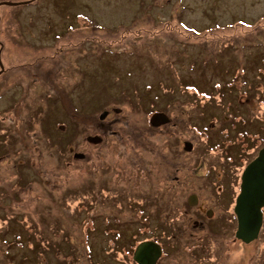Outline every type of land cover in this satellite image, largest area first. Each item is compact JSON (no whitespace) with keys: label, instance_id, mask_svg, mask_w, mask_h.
Returning a JSON list of instances; mask_svg holds the SVG:
<instances>
[{"label":"rangeland","instance_id":"obj_1","mask_svg":"<svg viewBox=\"0 0 264 264\" xmlns=\"http://www.w3.org/2000/svg\"><path fill=\"white\" fill-rule=\"evenodd\" d=\"M0 53L6 69L0 83L7 76L12 86L21 83L22 69L54 70L50 77L32 76L25 86L30 87L35 129L47 142L42 184L53 192L38 196V184H32L30 201L21 207L29 218L11 219L23 229L28 221L30 229L6 235L10 244L0 243V264H133L132 211L171 210L176 216L192 207L187 202L193 193L203 205L212 195L219 205L234 196L231 179L235 182L238 170L234 166L231 179L225 175L216 185L228 164H217L214 155L217 142L225 139L219 131L235 122L240 110L247 114L243 105L250 116L264 112L256 95L264 91V0L0 4ZM105 110L112 111L105 122L116 121L103 128L118 132L99 144L89 143L86 135L98 133L89 122L102 124ZM156 111L168 113L170 122L151 126ZM259 122L255 118L248 125L259 129ZM76 136L74 156L70 144ZM185 141L193 143V150H184ZM34 159L38 164L37 154ZM108 181L113 194L123 195V208L99 193ZM79 190L86 194L72 195ZM92 195L97 204L90 201ZM192 208L196 214L199 206ZM94 211L96 218L87 224ZM110 212H117L121 223L107 219ZM193 220L190 227L197 237L206 232L202 247L220 244L213 258L201 254L203 264H264V227L258 239L244 243L235 240L236 222L225 216L207 222L211 232L196 230ZM129 225L127 236L118 241L114 233ZM64 231L75 246L67 244ZM185 245L169 246L167 264L179 257L183 259L176 264L200 263ZM123 246L124 258L111 252Z\"/></svg>","mask_w":264,"mask_h":264},{"label":"flooded vegetation","instance_id":"obj_2","mask_svg":"<svg viewBox=\"0 0 264 264\" xmlns=\"http://www.w3.org/2000/svg\"><path fill=\"white\" fill-rule=\"evenodd\" d=\"M34 1L35 0H16L14 1V3H18L15 5H21V4L28 5V4H32ZM2 2L3 0L0 1V3ZM5 71L6 69H0V78L1 75L5 73ZM20 71L23 75L21 83L12 86L13 83L8 81L9 76H7L0 83V221L3 222V219L6 220L5 224L3 223L1 224L0 222L1 224L0 228L2 229V231H0L1 246L3 245L4 242L6 243L9 242V238H7L6 235L11 231L20 232L22 230V232L27 233V230L30 229V225L28 221L24 223L23 225L24 229H23L21 225H17L19 224V222L15 224L14 222L11 221V219L15 221L17 219L20 220V218H26V217L27 219L29 218V216H26L27 212H25L24 209H21V207L22 206L24 207L25 204L30 201L32 184L33 183L38 184V196L42 194L44 195L46 193V190L53 192V190L46 188L42 184V178L44 177V172H45V167H43L44 162H42V156L44 152L42 150L47 144V142H46V138H44V136L41 135V131L35 129V122L30 116V96H29L30 87H27L25 89V86L29 85V80L31 79L32 76L35 77L38 74H42L44 77L47 76L50 77L51 74L54 72V70L53 69H49V70L22 69ZM20 87L23 89L22 92H18V88ZM256 95H257V99L264 102L263 90L259 89L258 92H256ZM248 100L250 99H246V101ZM243 106L246 108L247 114H245L244 110H240L238 112V115L235 116L237 120H235V122H231L229 126H224L223 130L219 131V134H221L225 139L222 140L221 142L219 141L217 142L216 145L218 151L214 155V158H216L217 160V164H218V160L221 161L222 164L223 163L228 164L227 170H224L222 168V174H220V178L214 181L216 185L220 184L224 180L225 175L230 178V171L234 173V170L236 168L238 170V173H236V177L234 178L235 182H233V179L230 178L232 180L231 185L233 187L235 185L236 187L235 189L236 192L234 196H232V198L229 200V203H227V200H224V202L221 201L219 205L218 200L217 199L214 200L212 195L211 196L212 198L208 200L205 203V205H203V200H201L200 197L197 195V200L194 205H191L189 200L187 202V205H191L192 207L199 206V208L196 211V214L194 213L192 214L190 212L191 210H194L192 207H189L188 209L186 208L183 211H178L177 214L180 215H176V216L171 215L173 212L171 210L164 212H162L161 210L158 211V209L150 212L146 210L132 211L135 217L134 221H131V224L132 223L135 224V232L132 231L130 232L131 236L134 234L133 236L135 237L134 242H132L130 245L132 248H134L132 251V258L134 255V250L139 243L143 241H152L156 244H159L161 247V255L159 256L156 264H167L168 263L167 257L169 255V251H168L169 246L172 247L176 245V243H178L179 241H182V242H186L185 247H188L189 250L190 248H192L193 252L195 251L194 254L196 253L198 254L196 258L195 257L192 258H195V260L199 258L200 260L199 264H203L201 254L205 255L206 258L207 257L213 258V256H216L217 253L216 248L219 247L220 245V244L218 245L217 243V246L215 248L210 247L211 249L208 250L206 247H202V245L200 244L201 243L200 240L203 238L201 236L206 235V232L203 231L205 230H209L210 232L212 231V228L206 226L207 222L216 216L217 217L225 216L228 219H231V223L232 221L233 223L236 222L234 238L235 240H240L244 242L243 240L236 237V232L238 229V217L235 211V206L237 203V198L241 192L242 174L246 166L250 162H252L259 155L260 150L264 148V112H262L261 115L255 113V115L250 116L249 108L246 106V104ZM37 110L39 109L34 110V112H36ZM112 110L115 111V108H112ZM111 113H112L111 110H105L104 113L101 114L100 116L101 119L100 121H102V124H97L98 126H96L95 124L90 125L89 122L88 125L89 127L98 130V133L86 135L85 139L89 143L99 144L102 141H105V139H108V137H111L118 132V130H110L109 128H103L105 126L107 127L111 126L116 121V120L115 121L112 120L107 123L105 122L106 121L105 118L109 116ZM255 118H258V120H260L259 129L250 128L248 125L250 124V122L253 123ZM90 120L91 118L88 119V121ZM136 134H137L136 140L138 141V127L136 129ZM89 135H98L100 137L99 142L94 143L93 141H90L87 138ZM77 138H78L77 136L73 137L70 144V148L74 156L78 154ZM53 143L56 144L57 141H54ZM59 150H60L59 153H61L62 149L60 146H59ZM35 154L39 156L38 164H36L34 159ZM234 166L236 168H234ZM30 171L33 172V177L31 176L32 173H30ZM45 182L46 180L43 179V183ZM111 182L112 181L104 182L105 185L100 186L99 193L103 194V196L106 198L111 196L112 199H114L115 201L118 200L114 203L115 204L119 203L120 206L122 205L123 208V203H122L124 202L123 195L120 192L113 194L111 188L106 186L107 183L110 184ZM84 194L86 193L83 190H79L77 194L73 193L72 195H74L77 198L80 195H84ZM91 194H96V193H94L93 191L91 192ZM136 198H138V193ZM90 201H92L93 203L95 202V204H97L96 197L94 195L90 197ZM20 202H22V205L19 204ZM115 209L120 210V208L119 209L115 208ZM117 212L108 213L107 219H110L111 217H115V219L121 223V216ZM262 212H263L262 225L258 237L256 239L259 238L260 233L264 227V206L262 207ZM94 214L96 215L95 211L91 212V216L87 224H89L92 220H94V218H96ZM142 217L145 218L143 220H140V218ZM191 217L194 218L193 227L196 230H200L201 232H203L201 235H198V237L196 233L191 231L192 229L190 227ZM125 223H129V222L125 221ZM106 225H108L107 222ZM128 228H130V225L127 228H125V230L117 231L114 233V236L116 237V239H118V241H121L124 238V236H127V233L125 232ZM41 229L43 232L46 233L44 227L41 226ZM64 232L65 234L63 235L64 238L67 240L66 242H68L67 244L71 245L72 247L75 246L74 244L75 242L74 241L72 242L71 238H69L71 235L66 234L68 233L67 231ZM144 233L146 235L143 236L142 238H139ZM87 235L88 232H86V237ZM194 238L199 239V241L196 242ZM63 242L64 241H59L60 244H63ZM189 242L194 245L191 246ZM110 244L111 241L109 240L108 245ZM112 244L114 245V242H112ZM63 253L64 251L62 252V256ZM207 254L210 255L206 256ZM71 256L72 255H67L66 257L71 258ZM182 259L183 257H179L175 259L174 264H176L177 261H180ZM71 261H73V259H71ZM59 264H62V262H60ZM134 264H139V263L134 260ZM182 264L184 263L182 262Z\"/></svg>","mask_w":264,"mask_h":264},{"label":"water","instance_id":"obj_3","mask_svg":"<svg viewBox=\"0 0 264 264\" xmlns=\"http://www.w3.org/2000/svg\"><path fill=\"white\" fill-rule=\"evenodd\" d=\"M2 4L15 5L18 3L5 1ZM0 67L4 69L1 53ZM120 112V108H115ZM149 122L152 126H161L170 122V117L163 111H156L150 116ZM94 143L99 142L98 135H89L87 137ZM194 145L191 141H185L184 150H193ZM197 195L192 194L189 198L191 205H194ZM264 206V148L260 150L259 155L250 162L243 174L241 192L237 198L235 211L238 217V229L236 237L244 242H251L258 237L262 225V207ZM161 255V247L152 241H143L138 244L134 250L133 258L139 264H156Z\"/></svg>","mask_w":264,"mask_h":264},{"label":"trees","instance_id":"obj_4","mask_svg":"<svg viewBox=\"0 0 264 264\" xmlns=\"http://www.w3.org/2000/svg\"><path fill=\"white\" fill-rule=\"evenodd\" d=\"M111 252H115V253H117L118 255L119 254H121V256L124 258V256H126L127 255V252H126V250L124 249V247L123 248H121L120 250H118V249H113ZM112 253V254H113ZM132 258V257H131ZM132 262H133V264H134V260L132 259Z\"/></svg>","mask_w":264,"mask_h":264}]
</instances>
